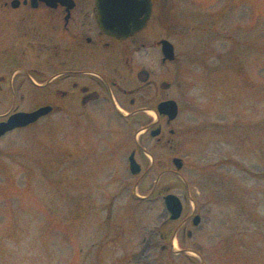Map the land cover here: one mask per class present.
I'll list each match as a JSON object with an SVG mask.
<instances>
[{"label": "rangeland", "instance_id": "1", "mask_svg": "<svg viewBox=\"0 0 264 264\" xmlns=\"http://www.w3.org/2000/svg\"><path fill=\"white\" fill-rule=\"evenodd\" d=\"M168 6L153 33L169 35L177 60L163 68L156 49V102L160 82H170L165 94L177 101L179 114L162 129L170 156L183 159L181 174L192 182L202 216L194 236L203 240L206 264H264V0ZM72 138L66 117H55L0 140V264L165 263L169 253H161L155 229L166 219L163 200L153 195L151 203L134 206L123 193L105 237L103 208L86 213V193L73 197L79 180L71 169ZM143 141L154 142L140 134ZM152 154L165 158L158 148ZM165 167L175 170L172 160ZM157 177L152 172L139 192L149 193ZM171 184L174 193L189 195L178 176ZM131 240L129 251L124 246Z\"/></svg>", "mask_w": 264, "mask_h": 264}, {"label": "flooded vegetation", "instance_id": "2", "mask_svg": "<svg viewBox=\"0 0 264 264\" xmlns=\"http://www.w3.org/2000/svg\"><path fill=\"white\" fill-rule=\"evenodd\" d=\"M171 2L151 0L147 25L117 37L99 27L97 0H0V122L41 107L51 111L36 124L66 117L73 136V178L83 181L78 188L74 182L73 190L88 196L86 213L94 207L92 195L100 196V207L109 212L113 205L107 197H118L124 185L133 193L155 168L161 167L159 175L170 171L162 167L165 158L169 162L171 139L163 129L159 138L151 133L157 109L155 53L161 49L159 41L169 36L155 37L153 30ZM160 94L161 101L168 99L164 90ZM160 120L159 127L167 126L164 117ZM144 127L145 139L154 142L132 144ZM155 148L164 151L165 158L150 162L148 155ZM133 152L142 166L138 176L129 175L126 164ZM167 189L170 182L160 192ZM194 212L184 211L179 220L166 219L157 228L162 251L170 252L166 263L200 262L189 255H203L202 238L189 233ZM151 243H145L148 249Z\"/></svg>", "mask_w": 264, "mask_h": 264}, {"label": "water", "instance_id": "3", "mask_svg": "<svg viewBox=\"0 0 264 264\" xmlns=\"http://www.w3.org/2000/svg\"><path fill=\"white\" fill-rule=\"evenodd\" d=\"M97 4L100 26L111 33H128L131 29H140L147 22L150 14V3H143L140 0H98ZM162 43L164 61L166 59L174 60L173 46L168 41H163ZM158 108L161 113L168 115L169 120H173L177 116L178 107L174 101L163 102ZM48 110L49 108H42L33 113L16 115L10 118L8 122L0 123V137L16 127H23L35 122ZM158 133L159 130L154 132L153 135ZM174 164L177 169H181L183 165L180 159H175ZM133 165V171L138 172V165L134 162ZM166 204L173 218L178 217L181 204L176 197L172 195L166 197Z\"/></svg>", "mask_w": 264, "mask_h": 264}]
</instances>
